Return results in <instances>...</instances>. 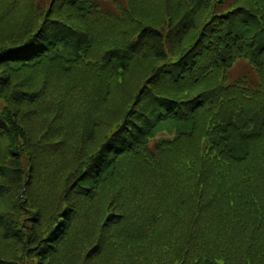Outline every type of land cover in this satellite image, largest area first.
I'll use <instances>...</instances> for the list:
<instances>
[{
    "label": "trees",
    "instance_id": "1",
    "mask_svg": "<svg viewBox=\"0 0 264 264\" xmlns=\"http://www.w3.org/2000/svg\"><path fill=\"white\" fill-rule=\"evenodd\" d=\"M162 3L0 0V264H264V0Z\"/></svg>",
    "mask_w": 264,
    "mask_h": 264
},
{
    "label": "rangeland",
    "instance_id": "2",
    "mask_svg": "<svg viewBox=\"0 0 264 264\" xmlns=\"http://www.w3.org/2000/svg\"><path fill=\"white\" fill-rule=\"evenodd\" d=\"M151 2L153 3V5H154V7L155 8H159V9H162L161 7H162V0H151ZM144 8V7H143ZM152 10H150L149 9V14H148V16L149 15H151L152 14V12H151ZM117 93V92H116ZM120 97H122V95L120 94V93H117V98H116V100L117 99H120ZM103 107H102V111L103 112H105L106 114H108V113H110L107 109H106V106L105 105H102ZM184 193H186V192H184ZM9 199H6L5 201H3L2 202V204H1V206H3V207H7V206H9V203H7V204H5L7 201H8ZM2 207V208H3ZM4 248V247H3Z\"/></svg>",
    "mask_w": 264,
    "mask_h": 264
}]
</instances>
